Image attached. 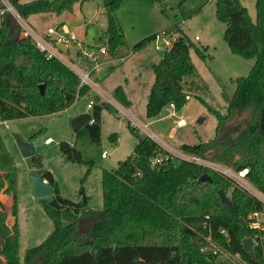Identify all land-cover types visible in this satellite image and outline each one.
Here are the masks:
<instances>
[{"label": "trees", "instance_id": "obj_1", "mask_svg": "<svg viewBox=\"0 0 264 264\" xmlns=\"http://www.w3.org/2000/svg\"><path fill=\"white\" fill-rule=\"evenodd\" d=\"M77 1L86 0H7L21 18L46 12L59 15L71 11ZM101 1L107 16L108 52L114 55L124 44L114 16L124 0ZM215 17L225 25L223 40L230 52L254 59V64L246 77L235 80L234 93L226 99L227 114L222 117L212 111L218 119L215 137L179 148L236 171L248 169L247 180L264 193V0L255 1L254 22L239 0H216ZM7 25L0 20V122L54 114L89 95V87L79 84L70 67L57 57H48L30 37L12 35ZM172 32L176 36L171 46L152 65L154 80L145 106L147 118L156 117L169 104L180 110L188 96L185 79L195 72L190 58L193 43L178 27L166 30L169 36ZM194 50L204 59L201 50ZM112 97L123 106L130 104L122 86L113 89ZM92 103L91 112L79 113L69 123L76 136L87 132L92 142L99 143L100 112L106 109L116 114V109L96 95ZM247 109L250 117L244 127L230 139L219 138L223 121ZM128 127L135 133L133 126ZM111 138L115 140L116 135ZM59 150L68 161H84L66 142L59 143ZM27 160L53 189V199L43 208L54 229L20 258L17 171L0 134V194L11 198L9 214L14 218L6 228L9 214L0 210V264H220L217 256L202 251L207 237L222 251L237 254L244 264H264V230L251 228L248 218L258 213L264 226L262 203L210 168L175 158L146 136L137 137L133 153L115 169L102 171V208L97 212L79 215L86 197L78 203L61 198L53 175L42 169L40 156ZM202 175L209 181L200 182ZM218 191L229 198L231 207L221 202ZM86 218L92 222L80 232L79 220ZM220 229L227 235H220ZM245 238L252 241L255 260L242 247Z\"/></svg>", "mask_w": 264, "mask_h": 264}, {"label": "rangeland", "instance_id": "obj_2", "mask_svg": "<svg viewBox=\"0 0 264 264\" xmlns=\"http://www.w3.org/2000/svg\"><path fill=\"white\" fill-rule=\"evenodd\" d=\"M20 1L26 3L33 0ZM215 1L164 0L166 8L163 9L159 0H124L114 13L116 24L123 33L124 44L114 55L108 52L107 16L101 0L77 1L71 11H64L59 15L46 12L21 18L29 28L40 34L45 33L47 28L54 26L57 21H62L80 44H71L67 58L84 72L103 62L91 75V79L105 98L111 103L113 100L112 104L116 109V114L106 109L100 112L99 143L92 142L87 132L76 136L69 123L70 119L81 111L91 112V109H86V104L93 100V90L89 95L77 99L66 110L10 120L6 122L7 126L0 122V134L17 171L16 218L21 259L27 249L38 246L54 229L43 208L44 203L53 199V195L34 196L29 173L35 169L30 166L27 158L21 156L16 145L17 138L29 141L34 146L35 155L41 158L42 169L55 175L58 195L61 198L78 203L86 197L87 203L79 211V215H82L88 211L101 210L102 171L115 169L118 162L133 153L137 137L146 136L139 129L140 123L146 124L148 133L155 134L158 140L167 143L165 149L175 158L184 154L179 148L181 144L208 142L215 137L218 119L212 111L222 117L227 114L226 99L234 93L235 80L246 77L254 64V59H244L232 54L228 49L223 40L225 25L215 17ZM255 1L239 0L253 22ZM1 6L3 4L0 2ZM173 27H178L193 43L190 58L195 72L185 79L189 98L180 110L173 112V117H165L172 112L165 106L159 115L147 118L145 106L154 80L152 65L156 64L169 48L156 50L153 40L140 49L135 50L134 47L156 34L166 33V30ZM175 36L172 32L165 38L172 41ZM195 37L198 40H195ZM99 48L105 49L106 55L98 53ZM195 48L201 50L204 59L195 52ZM91 52H97L96 60L89 57ZM113 58L118 60L114 62L113 67L108 66ZM118 85L126 87L125 92L130 101L128 107L119 104L112 97L113 89ZM99 97L103 98L100 95ZM180 117L185 120L186 125L175 128V135L171 137L169 131L175 127V121ZM249 117L248 109L236 111L223 121L224 125L218 132L219 138L224 140L234 137ZM157 118L162 119L155 121ZM128 124L137 125L135 133L129 130ZM114 134L115 140L111 138ZM48 137L52 139L51 144L44 143ZM61 142L77 149L84 161H68L59 150ZM103 152H106L105 158L101 157ZM212 152H209L208 156H211ZM0 209H7L10 213V206H5L4 200H0ZM13 221L14 218L9 214L5 225L10 228ZM91 222L89 218L80 219L79 231L84 232Z\"/></svg>", "mask_w": 264, "mask_h": 264}, {"label": "built area", "instance_id": "obj_3", "mask_svg": "<svg viewBox=\"0 0 264 264\" xmlns=\"http://www.w3.org/2000/svg\"><path fill=\"white\" fill-rule=\"evenodd\" d=\"M3 1H4L3 2L4 5L2 7H0V18L3 17L5 14L11 15L14 18V20L17 22V24L20 26V30H21L20 32L23 35V37H30L33 40V42L35 43L36 47L39 50L44 51L48 57H52V56L57 57V58L59 57L60 54L58 53L57 49L54 46L55 43L67 46L68 44H73L76 42V38L74 36H69L66 38L58 37V38L53 39L51 36L55 33V30L51 29V28L47 30L46 36L42 37V36L38 35L37 33H35L31 28H29L22 21L20 15L15 11V9L11 6V4L7 2V0H3ZM166 35H167L166 33H162V34L160 33L159 35L158 34L155 35L153 41H154V48L156 50H162V48L167 49L171 46L173 39H172V41L166 40V38H165ZM194 39L197 40L198 38L195 37ZM53 42H55V43H53ZM98 53H100L101 55H106V50L103 48H99ZM88 55L93 60L97 59V52H91ZM99 65H100V63L95 64L89 71H85V72L81 71L80 69H78L76 67H72V68L70 67V69H72L74 71V73L77 75L80 85L88 86L89 90L90 91L93 90L95 95L98 96L99 99H102V101L104 100V102L106 101L107 103L112 104L113 100L111 103V101H109L107 98H105L103 93H100V89L98 88V86L91 79V75H92L93 71H95L99 67ZM99 95L103 96V98L99 97ZM188 98H189L188 96L185 97L186 100H188ZM92 104H93L92 101H90L86 105V109H91ZM168 108L172 112L168 113L167 116L173 117L175 115L173 112L176 111L174 108V105L169 104ZM133 125H134L133 127L135 129H137V125H135V124H133ZM140 125L141 126H139V129L141 130V132L146 134L147 138H149L150 140H152L154 142H156L158 140L157 137L155 136V134H153V133L150 134L147 132L146 124L140 123ZM185 125H186V122L181 117L175 121V127L176 128L183 127ZM44 143L50 144V143H52V139L50 137H48L44 140ZM157 144H159L163 149H165V147L168 146L167 143H164L161 140H158ZM181 153H183V152H181ZM101 157L105 158L106 152H103ZM178 158L183 159V160H187L190 162H195L197 164L204 165V166L210 168L212 171L219 173L223 177L232 181V183L234 185L244 189L252 197L259 200L264 207V193L260 192L259 190H257L255 187H253L249 183V181L247 180L248 169H242V170L236 171L231 167H227L225 165L215 163V162H212L209 160H203L201 158H198V157H195V156H192L189 154H185V153L183 154L182 157H178ZM248 218L251 220L249 222V226L251 228L258 229V230H260V229L264 230V226L261 224L260 214L254 213V214H251ZM219 234L222 236L227 235V233L224 229H220ZM206 241L208 242V244L205 247H203L202 251L203 252H210L212 255L217 256L220 264H244L237 254H231L227 251H222L214 242H212L210 240V237H207Z\"/></svg>", "mask_w": 264, "mask_h": 264}, {"label": "crops", "instance_id": "obj_4", "mask_svg": "<svg viewBox=\"0 0 264 264\" xmlns=\"http://www.w3.org/2000/svg\"><path fill=\"white\" fill-rule=\"evenodd\" d=\"M0 2H1V4H3V0H0ZM21 2V1H20ZM4 5V4H3ZM5 20L6 22H7V28H8V30H9V32L12 34V35H17V36H22V34H21V30H20V26L17 24V22L14 20V18L11 16V15H9V14H5V16H3V17H1L0 18V20ZM54 29L55 30V33L51 36L53 39L54 38H58V37H64V38H66V37H69V36H74V33L62 22V21H57L56 23H55V25L54 26H50V27H48L47 28V30L48 29ZM47 30H46V32H47ZM46 32L45 33H37L38 35H40V36H42V37H44V36H46L47 34H46ZM75 37V36H74ZM76 38V37H75ZM198 40V39H197ZM53 43H55V42H53ZM73 44H76V45H80L79 43H78V40L76 39V42L75 43H73ZM54 46H55V48L57 49V51H58V53L60 54L59 55V59L64 63V64H66L67 66H69V67H76V66H74L70 61H69V59L67 58V56H66V54H69V47L71 46V44H68L67 46L66 45H61V44H57V43H55L54 44ZM121 59H122V57H121ZM116 60H118V59H115V58H113V60L111 59L110 60V62L112 63H110V64H108V66H112L113 67V65H114V62L116 61ZM100 64H102V63H100ZM100 67V66H99ZM99 67L95 70V71H97L98 69H99ZM107 67V66H106ZM77 68V67H76ZM110 70H111V68H110ZM93 73H94V71H93ZM92 73V74H93ZM96 74V73H95ZM118 86H121V85H118ZM122 88L124 89L123 91H124V93H125V95H126V97H127V94H126V87L125 86H122ZM90 101H92V100H90ZM89 101V102H90ZM88 102V103H89ZM130 102V101H129ZM87 103V104H88ZM86 104V105H87ZM82 112H86V111H81L80 113H82ZM166 118H168L169 116H165ZM170 118V117H169ZM162 118H157V119H154L155 121H159V120H161ZM153 120V121H154ZM6 122L7 121H5V125H6ZM7 126V125H6ZM175 128L176 127H172L171 129H170V131H169V135L171 136V137H173L174 135H175ZM2 136V135H1ZM51 144V143H50ZM52 175H53V177H54V179H55V181H56V178H55V175L51 172V171H49ZM0 200H4L5 201V206H7V207H11V198L9 197V196H7V195H3V194H0ZM0 210H2V211H5V212H7V209H0ZM7 213H9V212H7ZM9 216V215H8ZM8 218V217H7ZM7 220V219H6ZM5 224H6V222H5ZM5 227L6 228H9L7 225H5Z\"/></svg>", "mask_w": 264, "mask_h": 264}, {"label": "water", "instance_id": "obj_5", "mask_svg": "<svg viewBox=\"0 0 264 264\" xmlns=\"http://www.w3.org/2000/svg\"><path fill=\"white\" fill-rule=\"evenodd\" d=\"M162 2L163 9L166 8V4L164 0H159ZM43 85L39 86L40 91L42 92ZM17 148L23 158H30L35 155V148L29 141H23L19 138L16 139ZM30 180L33 184V193L35 197H44L50 196L53 194V189L51 186L43 179L42 175L35 170L30 171L29 173ZM200 182H208L209 177L207 175H202L199 179ZM218 195L221 199V202L226 207H231V202L229 198L222 192L218 191ZM242 247L244 251L253 259L255 260L253 248H252V241L250 238H245L242 240Z\"/></svg>", "mask_w": 264, "mask_h": 264}]
</instances>
